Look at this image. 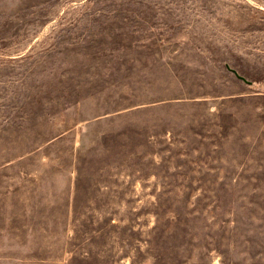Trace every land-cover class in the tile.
Instances as JSON below:
<instances>
[{
    "label": "rangeland",
    "instance_id": "374dc122",
    "mask_svg": "<svg viewBox=\"0 0 264 264\" xmlns=\"http://www.w3.org/2000/svg\"><path fill=\"white\" fill-rule=\"evenodd\" d=\"M0 264H264V0H0Z\"/></svg>",
    "mask_w": 264,
    "mask_h": 264
},
{
    "label": "water",
    "instance_id": "95a60500",
    "mask_svg": "<svg viewBox=\"0 0 264 264\" xmlns=\"http://www.w3.org/2000/svg\"><path fill=\"white\" fill-rule=\"evenodd\" d=\"M227 67H228L230 70H232V71H233V72H234L239 78H241V79H243V80H245V81H248L243 75L239 74L237 70L231 68L229 65H227ZM248 82H250V81H248Z\"/></svg>",
    "mask_w": 264,
    "mask_h": 264
}]
</instances>
